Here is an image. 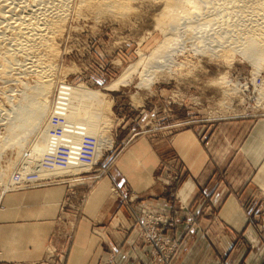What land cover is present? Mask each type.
I'll return each instance as SVG.
<instances>
[{
  "label": "rangeland",
  "instance_id": "obj_1",
  "mask_svg": "<svg viewBox=\"0 0 264 264\" xmlns=\"http://www.w3.org/2000/svg\"><path fill=\"white\" fill-rule=\"evenodd\" d=\"M221 1L201 0L204 12L199 10V17L181 19L177 29L173 27L174 32L167 27L169 17L164 14V0H129L127 6L114 9L117 12L100 14L82 0H68L65 19L52 41L53 59H49L54 71L47 97H42L47 98L43 107H37L41 97L38 99L32 92L36 84L33 74L21 75L19 81L0 74V211L9 195L60 185L69 188L65 198L57 202L58 216L42 257L0 264H68L78 222L85 217L88 196L103 180H111V203L129 212L133 227L138 230V240L148 248L154 264H173L179 253L182 234L168 231L174 223L184 218L185 230L190 232L201 218L218 217L232 194L264 233V56L258 63L245 56L238 36L248 16L235 11L237 15L232 13L230 18L221 15L222 10L215 16L214 11L224 9L225 0ZM207 13L220 22L228 18L227 25L216 24L219 20L210 22L212 15L206 17ZM164 22L166 25L161 24ZM167 28L173 29L178 40L174 38L175 45L165 50L168 55L162 61L164 66L157 68L159 59L152 61L153 65L146 64L145 58L169 33ZM217 32L226 37L223 49L217 48ZM211 48L222 55H213ZM130 65H136V71L125 79ZM78 86L85 88L90 97L62 94V89L70 91ZM21 112L35 114L36 122L29 130L25 125L13 124V117ZM88 115L100 117L106 129L101 128L100 135L109 137L111 146H102L103 153L96 161L89 153L86 162L72 159L68 153L62 159L54 157V152L69 146L74 135L70 119L86 122ZM14 138L16 143L12 142ZM142 152L145 159L157 158L154 181L162 186L167 196L164 200L173 204L174 213L156 204H143V194L134 190L127 169H142L134 158ZM130 154L136 156L129 160ZM63 159L66 162H61ZM202 175L209 177L205 184ZM187 186L198 188V195L189 204L184 200L190 188L186 190ZM114 218L116 225L109 222L101 229L104 235L98 234L107 247L101 264L117 263L118 245H109L104 240L106 231L103 232L104 228L110 227L114 232L121 226L116 223L121 221L119 212H115Z\"/></svg>",
  "mask_w": 264,
  "mask_h": 264
},
{
  "label": "crops",
  "instance_id": "obj_2",
  "mask_svg": "<svg viewBox=\"0 0 264 264\" xmlns=\"http://www.w3.org/2000/svg\"><path fill=\"white\" fill-rule=\"evenodd\" d=\"M133 156L136 155L130 154L128 159ZM134 158L142 169L128 168L127 175L134 190L143 194V204H156L174 213L173 204L164 200L166 194L162 186L154 181L157 158L145 159L143 152ZM205 176L201 177L203 184L209 179ZM109 187L111 180L100 181L89 194L84 206L85 217L78 222L73 237L68 264H101L107 247L98 234L102 233V227L109 226V222L115 224V218L112 219L115 212H119L121 221L116 223L121 224V228L112 232L107 227L103 232L106 231L104 240L109 245H118L116 264H154L148 248L138 240V230L133 227L129 212L111 203ZM188 188L184 200L189 204L198 195V188L187 186L186 190ZM68 192V185H60L23 195L12 194L4 200V209L0 211V262L42 257L58 216L57 202L62 201ZM218 214L213 219L201 218L190 232L185 230L184 218L169 228L173 235L182 234L181 248L173 264H264V233L245 214L235 194L226 199Z\"/></svg>",
  "mask_w": 264,
  "mask_h": 264
},
{
  "label": "bare ground",
  "instance_id": "obj_3",
  "mask_svg": "<svg viewBox=\"0 0 264 264\" xmlns=\"http://www.w3.org/2000/svg\"><path fill=\"white\" fill-rule=\"evenodd\" d=\"M82 1H83L82 3L84 5L86 4L89 7L91 6V7L95 8L96 11L99 12V14H100V13H104V12L108 13L110 11H114V12L116 11L117 12L120 8H122L124 6V4H125V6H127L126 2H128L129 0H82ZM164 1H167V3L165 4L166 6L164 7L165 13H164V11H163V13L166 14L167 18L169 17V19H168L169 21L167 20L168 21L167 27H169V28L174 27L177 29V26L180 23L181 19H191V17H199L196 13L199 10H200V12L201 11L204 12L203 9L205 8V7H203V9H201L202 8L201 7L202 6L201 0H164ZM67 2H68V0H0V20H1L0 24L2 26V27H0V68H1L0 74H2V76L5 78L6 77L7 78L14 77V78H16L15 80H18V81L22 80V79H20L21 75L33 74V76H35V79H36L35 80L36 84L33 86L34 90L32 89L33 90L32 92H34V95L36 97H38V99L41 97L39 99V102L37 101L39 103V104L37 103V107H39L40 109H41V107H43V103L45 102L44 99L47 100V98L43 99L42 97L47 95V93L49 92V89L51 87V75H52V71H54L53 63L51 61L53 59V58H51V56H52L51 53L54 50L53 45H52V41L55 39V38L53 39L55 34L60 31L61 23L65 19V14L67 13V12L65 13L66 7L69 6V5H67ZM210 2H211V0H210ZM222 2H223V0L221 1V3ZM238 2H240V4H238ZM224 3H225V5L223 4L224 6H222V7H224V9L221 7L222 9H220V10L216 8L217 9V10L215 9L216 11H214L212 9H210V11L211 12L214 11L213 14H215V16H218V15H220L219 12L222 10L221 15H225L226 17H228L230 14L232 15V13L233 14L239 13V11L241 13L246 12L243 14H246L248 16V19H246V21L242 25L243 26L242 27L243 28L242 34L239 33L240 36H238L239 37L238 39H240L242 42V44H240L242 46V48L241 47L240 48L246 54L245 56H247L248 59L253 60V62H255V63H258V61H260L261 59L264 58L263 57L264 56V24H263V22H264V0H225ZM206 5H207V3H206ZM203 6H205V5H203ZM207 6H209V5H207ZM213 8H215V7H213ZM114 9H118V10H114ZM236 9H238V11ZM67 10H68V8H67ZM235 11H236V13H234ZM200 12H199V14L202 15L201 14L202 12L201 13ZM208 13H207L208 16H206V17L210 18V16L212 14L210 13L211 15H209ZM195 14H196V16H194ZM211 17L212 18H210V19L212 21L209 19L210 22H214L215 20H219V18L214 17V15H212ZM220 17H223V16H220ZM226 17H225V21H226V19H228ZM223 19L224 18H222V22H220L221 20H219L216 22V24H218L220 22V23H222L221 25H223V24L227 25V24H225V21H223ZM209 20L207 18L206 21L209 22ZM165 22L161 23V24H165ZM204 23H206V22H204ZM212 24L213 23H211L210 25H212ZM220 27H221L220 29L223 28L222 26H220ZM226 27L224 29L226 30V32H228L229 30H227ZM228 27H230V26H228ZM207 28H209V27H207ZM164 29H166V27ZM231 29L233 31V27H231ZM162 30H163V27H162ZM168 30H165V32L167 33ZM172 30H169L168 31L169 33H167V34H164L165 35L164 40L159 44V46L157 48L154 49V51L150 55H148L145 58L144 61L146 62V64H152V61L156 62V60L159 59L160 63L158 62L159 64H157V68H162L164 66L162 61H164V58H166L168 55L167 54L168 51H165V50L167 48H170V45H175V44H172V42L173 43L175 42V41H173L175 38V36H174L175 34L172 32ZM202 30H203V28H202ZM225 30L224 31L220 30V31L225 32ZM190 31H188V32H190ZM239 31H241V30H239ZM174 32H175V29H174ZM219 32L216 33L217 35L215 34L216 35L215 41L217 43L214 42V44L215 43L217 44V48L219 47L220 49H223V48H225L224 47L225 41L223 42V39H225L226 37L223 38L224 36L222 35L223 36L222 37ZM203 33L204 32H202L200 34H203ZM236 33H237V31H236ZM236 36H237V34H236ZM211 37L213 40L214 33ZM209 38H210V36H209ZM228 38H230V37H228ZM177 40H178V38L176 39V41ZM209 40H211V39H209ZM231 40H233V39H231ZM231 42H233V41H231ZM241 42H238V43H241ZM177 43H179V42H177ZM214 44H213V46H214ZM226 44L228 46V43H226ZM208 45H210V43ZM208 45H207V47H208ZM236 45H237V43L235 44V46ZM211 46H212V43H211ZM215 47H216V45H215ZM209 48H210V46H209ZM226 49H227V47H226ZM197 50L198 49H196L195 51H197ZM217 51H218V49H217ZM211 52L213 55H216V56H218L220 54V53L218 54L215 51V49H212V48H211ZM220 55H222V53ZM136 67H137L136 65H133V66L130 65V67L125 72L124 78L128 79V77L133 72L136 71ZM124 78H121V80ZM28 89H30V88H28ZM25 91L28 92V90H25ZM61 91H62V94H67L68 96H73V97H76L77 94H80V96H83V97L85 96V98H86L88 95L87 90L85 88H83L82 86H78L74 89H71L70 91H68L66 89H62ZM27 94H29V93H27ZM67 95H65V96L68 97ZM34 97H33V99H34ZM88 97H90V96H88ZM31 99H32V97H31ZM27 100H29V99H27ZM29 102H30V100H29ZM16 104L18 105V103H16ZM13 107H11V108H13ZM14 108H17V107H14ZM19 108H22V107H19ZM14 110H16V109H14ZM36 111L38 112V110H36ZM21 113L20 114L18 113L19 115H16L15 117H13V119H12V120H14L13 124H15L16 126L25 125V129H26V127H27V129L28 128L30 129V127L33 126L36 122V120H35L36 117H35L34 112L30 113L29 115L24 114V112L22 114ZM11 114H14V113H10V115ZM0 116H2V115H0ZM73 118L74 119L69 118L70 120H72V124L74 125L71 129L73 131L72 134H74V135L71 136L72 138L70 137L69 146H65L64 148L61 149V151H59L57 153L54 152L53 153L54 157L57 155L58 157H61V159H62V157L67 155V153H68L69 154L68 157H70L72 159L78 158L79 160H85V162H86V158H87L86 154L89 153V154H93L94 158L92 157V160L96 161L103 153L102 146L105 148L111 146V142H110L111 139L109 137L102 136L103 134L100 135L101 130H103V129L106 130L105 128L102 127L103 124L100 122L101 121L100 117H98L97 115H94L90 118L88 115L86 122H78V121H76L77 119H75V117H73ZM78 120H80V119H78ZM37 122H38L37 124H39V121H37ZM102 122H104V120ZM52 124H55V123H52ZM35 126H37V125H35ZM103 126H105V125H103ZM23 127H21V128H23ZM9 128H11V127L9 126ZM101 128H103V129H101ZM13 130H15V129H13ZM20 134H22V133L20 132ZM20 134H19V136H20ZM64 135L67 136L66 134H64ZM22 136L24 137V134ZM17 137H18V135H17ZM105 138H106V140H105ZM61 139H63V138H61ZM104 141H105V143L103 144ZM7 142H8V140H6V143ZM12 142L16 143L17 139L14 138ZM58 142H59V140H58ZM0 144H1V141H0ZM38 145H40V143ZM43 145H45V144H43ZM46 145H47V143H46ZM53 146L54 145H52V148H53ZM53 150H54V148H53ZM54 151H56V150H54ZM83 151H86V152L83 153ZM47 152H48V150H47ZM79 153L81 154V156ZM34 154H36V153H34ZM41 154H45V153H41ZM50 155L52 157V154H50ZM31 157H32V155H31ZM34 157L37 158L39 156H37V157L34 156ZM82 157H83V159H80ZM33 158H30V159H33ZM35 158H34V160H35ZM72 159H69L68 161L70 162ZM42 160H44V159L42 158ZM66 160L67 159H63L61 162H66ZM39 161L41 162V158L39 159ZM61 164H63V163H61ZM32 165H33V163H32ZM33 166H35V165H33ZM56 166H57V163H56ZM53 170H55V169H53ZM0 180H2V179L0 178Z\"/></svg>",
  "mask_w": 264,
  "mask_h": 264
},
{
  "label": "built area",
  "instance_id": "obj_4",
  "mask_svg": "<svg viewBox=\"0 0 264 264\" xmlns=\"http://www.w3.org/2000/svg\"><path fill=\"white\" fill-rule=\"evenodd\" d=\"M169 222V221H168ZM168 222L166 223V225L168 224Z\"/></svg>",
  "mask_w": 264,
  "mask_h": 264
}]
</instances>
